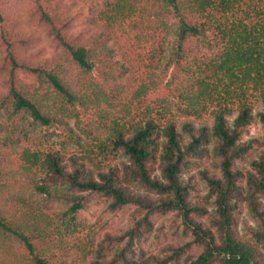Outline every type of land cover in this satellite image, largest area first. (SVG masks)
I'll list each match as a JSON object with an SVG mask.
<instances>
[{"label": "trees", "instance_id": "trees-1", "mask_svg": "<svg viewBox=\"0 0 264 264\" xmlns=\"http://www.w3.org/2000/svg\"><path fill=\"white\" fill-rule=\"evenodd\" d=\"M74 1L0 0V264H264V140L243 138L264 125V0ZM156 107L213 121L177 129ZM52 125L80 150L30 141ZM98 198L133 205L129 224L76 235ZM156 215L175 237L148 253Z\"/></svg>", "mask_w": 264, "mask_h": 264}, {"label": "rangeland", "instance_id": "rangeland-1", "mask_svg": "<svg viewBox=\"0 0 264 264\" xmlns=\"http://www.w3.org/2000/svg\"><path fill=\"white\" fill-rule=\"evenodd\" d=\"M89 0H75L72 4L75 9L83 14H87ZM148 49L152 48V45H147ZM144 47L143 49H145ZM170 50V39L167 40L166 52L161 55V61L158 63L159 70L156 71L157 74L165 71V69L169 67L168 65V53ZM147 53V52H146ZM157 58H160V55L156 58H152L148 54L144 55L142 60L148 64H155ZM171 67L167 70V78L170 76ZM251 97V96H250ZM160 104V103H159ZM251 107L252 112H259L263 108V102L261 98L257 95L251 97ZM79 109V108H78ZM158 110V113L156 112ZM171 112L164 113V110H160L158 107L154 110V117L157 118L158 121H172L177 129H180L183 121H189L194 126H199L200 124H211L213 121L212 115L210 114V109L204 112H200V116L197 115H186L182 113V111L172 108ZM81 111V109H79ZM82 113V111H81ZM157 113V114H156ZM137 118L142 116V109L137 112ZM236 112L234 111L229 118L232 119L235 116ZM76 117L69 118V124L74 129V131L81 137V143L84 145L90 146L92 144V139H90V135H88L89 127L86 125L88 121L92 120V116H85V114H81L79 117V126L76 125ZM60 127L57 125L52 126H37L31 127V136L30 141L34 143L38 148H51L57 151H60L63 155L68 156L71 153L78 152L80 150V146L76 145L74 142L65 137V135L60 132ZM250 137H258L264 140V125L258 120L254 123L250 124L247 127V132L243 136L244 139ZM256 149L251 151V154H254ZM239 164H243V162H239ZM200 167V166H199ZM197 168H193L191 171L195 172ZM202 192L205 191V188L201 185ZM107 201L105 198L94 199L90 206L78 214V219L75 221L77 229L80 231L79 233L75 229L76 235H81L87 231V228L92 226L93 229L97 230L98 235L104 231L114 232L118 229L125 228L129 224V215L132 212L133 205H125L121 208L119 212L112 215L109 211L106 210ZM163 221V225L161 223ZM169 219L162 218L158 215L155 216L154 222V230L149 237V241L144 243L142 247L148 251V253H155L158 250L159 242H166L173 239L175 236L173 234L172 229L168 226ZM254 225L255 221L250 215L242 209L240 212V221L238 222V229L243 234L244 233V225ZM100 226V228H99ZM99 228V230H98ZM60 251L57 252L54 257V262H58V256ZM67 254H63L59 258H67Z\"/></svg>", "mask_w": 264, "mask_h": 264}]
</instances>
